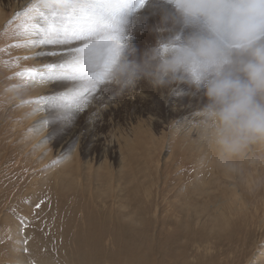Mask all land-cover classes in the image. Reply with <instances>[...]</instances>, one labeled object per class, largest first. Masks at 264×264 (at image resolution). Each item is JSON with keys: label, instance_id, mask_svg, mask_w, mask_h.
<instances>
[{"label": "rangeland", "instance_id": "obj_1", "mask_svg": "<svg viewBox=\"0 0 264 264\" xmlns=\"http://www.w3.org/2000/svg\"><path fill=\"white\" fill-rule=\"evenodd\" d=\"M19 1L0 0V93H28L23 107L0 100V264H264V159H241L232 173L201 166L196 132L175 126L207 103L204 91L140 79L117 94L101 86L111 70L103 37L42 42L44 28L71 32L122 0H89L88 16H56L52 0L15 11ZM146 1L124 16L127 59L192 33L152 21L161 2ZM74 58L80 71L60 70ZM28 71L34 80L20 77ZM89 130L106 142L90 156L71 143Z\"/></svg>", "mask_w": 264, "mask_h": 264}, {"label": "clouds", "instance_id": "obj_2", "mask_svg": "<svg viewBox=\"0 0 264 264\" xmlns=\"http://www.w3.org/2000/svg\"><path fill=\"white\" fill-rule=\"evenodd\" d=\"M167 3L184 27L194 31L159 40L140 60L127 59L123 17L119 55L101 86L115 85L119 94L147 79L153 87L175 83L203 90L207 103L175 124L178 132H196L203 149L201 166L214 164L232 173L241 159L251 163L264 159V0ZM169 19L163 23L167 25ZM128 55L134 57V50ZM27 95L25 88L12 85L0 93V100L23 107Z\"/></svg>", "mask_w": 264, "mask_h": 264}, {"label": "snow or ice", "instance_id": "obj_3", "mask_svg": "<svg viewBox=\"0 0 264 264\" xmlns=\"http://www.w3.org/2000/svg\"><path fill=\"white\" fill-rule=\"evenodd\" d=\"M146 0H132V3L129 0H122L118 5V10L108 13L106 15L101 14L96 17L93 22L85 23L80 25L78 28L72 30L71 32L63 27V24H59L55 27H49L43 29V41L42 42H51L54 38L59 39L61 43L68 42L70 40L83 39L86 34L95 33L97 37H103L106 45H109L110 56L108 61L105 63V69L107 70L114 62L116 57L119 55V48L121 43L120 37V22L122 18L130 10H135V8L143 7ZM60 5H63L64 8L71 9L74 13L79 10L84 13L85 16L89 15V0H59ZM134 3V8H133ZM93 16H96L95 12H92ZM88 64L91 65V60L88 61ZM81 61L79 59H73L66 65H61L60 70L68 72L75 75L80 71ZM55 66L49 65L46 66V71L48 73L54 72ZM22 79L27 78L34 80L36 75L35 71H28L26 73L19 74ZM104 74L101 73V76ZM97 80L100 77H96ZM39 103V101H37Z\"/></svg>", "mask_w": 264, "mask_h": 264}, {"label": "bare ground", "instance_id": "obj_4", "mask_svg": "<svg viewBox=\"0 0 264 264\" xmlns=\"http://www.w3.org/2000/svg\"><path fill=\"white\" fill-rule=\"evenodd\" d=\"M8 1V4H10L11 2V0H7ZM32 0H21V2L19 1V2H14V3H12V4H14L13 5V8L15 9V11H21V10H23L24 9V7L26 6V5H28L30 2H31ZM130 1V0H129ZM2 2V1H1ZM91 2V1H90ZM131 2V1H130ZM51 3L52 4H55V5H57V7H55V9L56 8H58V3H59V0H52L51 1ZM151 3H149V5H150ZM163 4V5H162ZM1 6V5H0ZM10 6V5H9ZM12 8V9H13ZM60 8V7H59ZM64 8V7H63ZM61 8V9H59V12L58 11H55V12H51L52 14H54V15H58V14H62V12L63 11H65L66 10V8ZM150 8V7H149ZM148 8V9H149ZM155 10L157 11H155V13L153 12V16H150L151 18V20L152 21H159V23L160 24H162L163 22H164V20H165V18L166 17H169V18H172V19H169V22H173V20L175 21L174 23H173V25H176V26H179V24L181 23V24H183V22L179 19V18H177L176 16H175V13H174V10L172 9V7H171V5H169L168 3H159L158 5H157V7L155 8ZM47 12L46 13H50V10H46ZM60 11H62V12H60ZM50 13V14H51ZM43 14H45V13H43ZM49 14V15H50ZM155 14V15H154ZM42 15V14H41ZM40 15V16H41ZM45 16V15H44ZM42 17H43V15H42ZM174 18V19H173ZM44 23V22H43ZM182 28H185V29H188V30H190L189 32H193L194 31V28H192V27H184V25L182 26ZM130 29V28H129ZM183 35H185V34H183ZM189 35V34H188ZM171 95V94H170ZM174 96V95H173ZM88 129V128H87ZM91 129V128H90ZM82 134V133H81ZM84 134V133H83ZM86 135H93V137H92V139H88V140H84V141H81V136L80 137H78V140H75L76 139V136H74L73 138H72V141H71V143L72 142H74V141H77V142H79V143H83L84 145H86L87 146V148H88V155L90 156V155H92V154H90L91 153V151H93L94 150V147L96 148V147H99V149H103L104 147H105V145H106V142H102V141H100V139H101V136H98V134L97 135H94L95 134V131L93 130V131H88V132H86L85 133ZM94 136H96L95 138H94ZM83 138V137H82ZM86 138H89V137H86ZM79 139H80V141H79ZM84 139V138H83ZM108 146V145H107ZM112 147V146H111ZM93 149V150H92ZM97 149V148H96ZM96 149H95V151H94V153L96 154ZM110 150H112V149H110ZM106 152V151H105ZM93 153V154H94ZM104 153V152H103ZM86 154V153H85ZM107 154V153H106ZM97 155H99V154H97ZM104 155V154H103ZM105 156V155H104ZM101 157H102V154H101ZM221 211V210H220ZM156 216V215H155ZM44 260V259H43ZM48 260V259H47ZM49 261V260H48ZM53 261H56V260H53ZM44 263V262H43ZM47 263V262H46ZM16 264V263H15ZM18 264H25L24 263V261H21L20 260V262L18 263ZM45 264V263H44ZM49 264V263H48ZM58 264V263H57Z\"/></svg>", "mask_w": 264, "mask_h": 264}]
</instances>
